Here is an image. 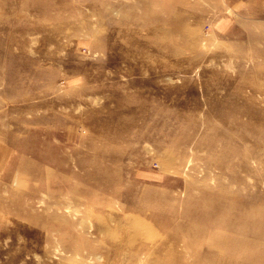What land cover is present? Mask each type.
I'll return each instance as SVG.
<instances>
[{
    "label": "rangeland",
    "instance_id": "rangeland-1",
    "mask_svg": "<svg viewBox=\"0 0 264 264\" xmlns=\"http://www.w3.org/2000/svg\"><path fill=\"white\" fill-rule=\"evenodd\" d=\"M0 264H264V0H0Z\"/></svg>",
    "mask_w": 264,
    "mask_h": 264
},
{
    "label": "crops",
    "instance_id": "crops-1",
    "mask_svg": "<svg viewBox=\"0 0 264 264\" xmlns=\"http://www.w3.org/2000/svg\"><path fill=\"white\" fill-rule=\"evenodd\" d=\"M218 27L222 28V30L224 29V31L231 29L229 24L221 21L218 23Z\"/></svg>",
    "mask_w": 264,
    "mask_h": 264
}]
</instances>
